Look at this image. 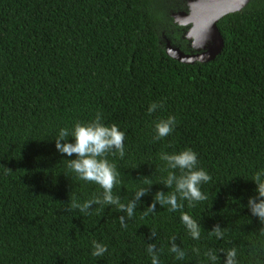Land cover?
Segmentation results:
<instances>
[{
  "label": "trees",
  "instance_id": "trees-1",
  "mask_svg": "<svg viewBox=\"0 0 264 264\" xmlns=\"http://www.w3.org/2000/svg\"><path fill=\"white\" fill-rule=\"evenodd\" d=\"M185 8L184 0H0V264H151L148 243L160 264H213L209 251L224 264L232 249L237 264H264V223L247 208L257 195L251 179L264 170V0L219 20L224 46L207 63H181L162 44L165 36L190 52L170 13ZM152 103L163 106L149 114ZM97 114L125 132V156H107L120 173L113 195L127 204L145 179L153 184L126 228L115 206L68 210L71 198L82 204L103 190L68 168L75 155L60 154L55 138ZM169 116L173 132L153 141ZM185 149L211 176L201 185L207 199L145 215L156 191H171L160 153ZM182 213L200 225L199 239ZM217 224L222 239L209 234ZM172 237L183 260L169 250ZM93 241L107 246L102 257Z\"/></svg>",
  "mask_w": 264,
  "mask_h": 264
},
{
  "label": "clouds",
  "instance_id": "clouds-1",
  "mask_svg": "<svg viewBox=\"0 0 264 264\" xmlns=\"http://www.w3.org/2000/svg\"><path fill=\"white\" fill-rule=\"evenodd\" d=\"M162 103H152L148 108L151 114L157 108L162 107ZM101 115L97 114L96 118L87 124L77 122L74 127L69 130L61 128L55 138L56 150L67 157L75 155L74 159H69L67 166L81 180L99 185L103 190L101 196L93 197L79 203L75 198H71L69 211L78 209L85 215L91 214L94 205L103 208L106 205L115 206L118 211L126 213L118 217L122 228L127 227L126 219H131L134 212L141 203V197L147 195L153 185L150 180L145 179V187H140L127 204L121 203L120 197L113 195L114 187L120 183V173L116 165L109 162L107 156L109 154L120 158L125 156V132L121 131L117 125L106 126L101 122ZM176 125L174 116L162 119L155 124V135L153 141H158L169 136ZM74 142H68L69 138ZM63 141V143H62ZM159 158L166 162L168 172L167 177L161 182L168 190H158L153 196L152 203L145 208V215L154 213L159 204L162 208L167 206L168 211L174 212L184 207L183 201L188 202L189 207H194L196 202L207 199V196L201 191V185L208 183L211 176L202 168H198L197 154L191 149H185L179 153L168 154L162 152ZM179 170L180 174H176ZM256 184L255 197L248 199L247 208L253 216H256L261 223H264V170L257 172L251 179ZM189 234L193 239L200 238V225L192 219L187 213H182L180 217ZM210 235L219 239L223 238L222 228L219 224L215 225ZM155 231H151V237H155ZM171 239L170 252L175 254L177 260H183L185 252L175 243V237ZM147 251L151 255V264H160L158 252L155 243H148ZM199 252L198 249H193ZM107 252V246L93 241L92 255L94 257H102ZM206 255L215 264L218 255L209 251ZM224 264H237L236 250L232 249L224 253Z\"/></svg>",
  "mask_w": 264,
  "mask_h": 264
},
{
  "label": "water",
  "instance_id": "water-1",
  "mask_svg": "<svg viewBox=\"0 0 264 264\" xmlns=\"http://www.w3.org/2000/svg\"><path fill=\"white\" fill-rule=\"evenodd\" d=\"M249 2L250 0H186L188 9L172 12L171 16L178 25L189 27L184 37L196 52H185L165 37L167 55L185 64L213 61L224 46V38L217 26L219 20L240 11Z\"/></svg>",
  "mask_w": 264,
  "mask_h": 264
},
{
  "label": "flooded vegetation",
  "instance_id": "flooded-vegetation-1",
  "mask_svg": "<svg viewBox=\"0 0 264 264\" xmlns=\"http://www.w3.org/2000/svg\"><path fill=\"white\" fill-rule=\"evenodd\" d=\"M183 10H185V9H183ZM186 10H187V8H186ZM183 27H184V26H183ZM184 28H185V29H184V34H185V32L187 31V29H188L189 27H184ZM164 37H165V36H164ZM183 37H184V35H183ZM187 48L190 50V52H196L195 50H193L190 41H189V44H187Z\"/></svg>",
  "mask_w": 264,
  "mask_h": 264
},
{
  "label": "rangeland",
  "instance_id": "rangeland-1",
  "mask_svg": "<svg viewBox=\"0 0 264 264\" xmlns=\"http://www.w3.org/2000/svg\"><path fill=\"white\" fill-rule=\"evenodd\" d=\"M184 1L186 2V0H184ZM186 8L188 9L187 4H186ZM186 8H185V10H186ZM182 10H183V9H182ZM172 12H177V11H171L170 13H172ZM165 40H166L165 37H163L162 40H161L163 45H165Z\"/></svg>",
  "mask_w": 264,
  "mask_h": 264
}]
</instances>
